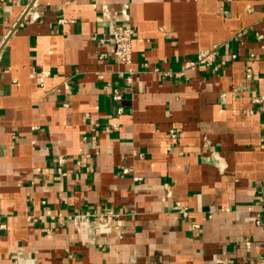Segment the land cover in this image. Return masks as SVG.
Wrapping results in <instances>:
<instances>
[{
	"label": "crops",
	"instance_id": "0c3cea01",
	"mask_svg": "<svg viewBox=\"0 0 264 264\" xmlns=\"http://www.w3.org/2000/svg\"><path fill=\"white\" fill-rule=\"evenodd\" d=\"M262 97L264 0H0V264H264Z\"/></svg>",
	"mask_w": 264,
	"mask_h": 264
},
{
	"label": "built area",
	"instance_id": "2783aa9c",
	"mask_svg": "<svg viewBox=\"0 0 264 264\" xmlns=\"http://www.w3.org/2000/svg\"><path fill=\"white\" fill-rule=\"evenodd\" d=\"M134 31L131 26L124 25L114 30V57L123 64H130L132 61V38ZM217 51H202L194 61L185 63V70L196 69L199 66L216 68ZM251 69L247 70V76L251 77ZM45 72H42L40 81L44 80ZM119 98L120 94H115ZM264 100V97H262ZM264 195V193H263ZM184 217H188L185 208L180 209ZM126 214L112 209H92L87 211L73 212L65 215L63 223L79 232L83 239H99L111 235L121 236L125 230Z\"/></svg>",
	"mask_w": 264,
	"mask_h": 264
}]
</instances>
